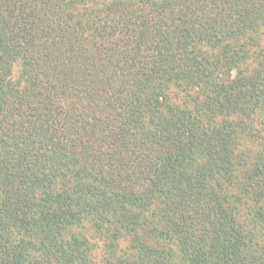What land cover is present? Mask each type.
Listing matches in <instances>:
<instances>
[{"label": "trees", "instance_id": "obj_1", "mask_svg": "<svg viewBox=\"0 0 264 264\" xmlns=\"http://www.w3.org/2000/svg\"><path fill=\"white\" fill-rule=\"evenodd\" d=\"M84 221L106 264H264V0H0V264H96Z\"/></svg>", "mask_w": 264, "mask_h": 264}, {"label": "rangeland", "instance_id": "obj_2", "mask_svg": "<svg viewBox=\"0 0 264 264\" xmlns=\"http://www.w3.org/2000/svg\"><path fill=\"white\" fill-rule=\"evenodd\" d=\"M232 74H234V73L232 72ZM259 121H260L259 116L255 115L253 118V122L255 123L254 125L257 129L260 128ZM259 142H260V139H256L254 141V140L248 139L246 137L242 138V144H241L239 150L240 149H242V151L249 150V147L251 148V147H253L252 145L255 146V144H258ZM251 143H253V144H251ZM80 225L81 226L73 227L69 231V234H75V235L79 234L80 236H83L86 239H88L90 244L93 245V249H92L90 258L96 264H106L105 258L107 257V255H109V250H107L106 247L104 248V246L101 245L100 240L95 237L94 232L90 228L89 223L87 221H84ZM125 245H126V240H121L119 242V244L117 245V248H122L123 246L125 247ZM116 251H118V250H116ZM104 255H106L105 258H104ZM111 257H112L111 261H108L109 264L114 263L117 260V258H119L118 256H111Z\"/></svg>", "mask_w": 264, "mask_h": 264}]
</instances>
